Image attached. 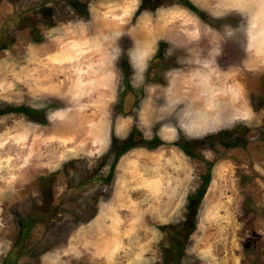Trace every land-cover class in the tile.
Segmentation results:
<instances>
[{
  "label": "rangeland",
  "instance_id": "obj_1",
  "mask_svg": "<svg viewBox=\"0 0 264 264\" xmlns=\"http://www.w3.org/2000/svg\"><path fill=\"white\" fill-rule=\"evenodd\" d=\"M190 1L0 0V264H264V0Z\"/></svg>",
  "mask_w": 264,
  "mask_h": 264
},
{
  "label": "trees",
  "instance_id": "obj_2",
  "mask_svg": "<svg viewBox=\"0 0 264 264\" xmlns=\"http://www.w3.org/2000/svg\"><path fill=\"white\" fill-rule=\"evenodd\" d=\"M184 4H186V5H189V6H192L193 4H192V2L190 1V0H181ZM75 3V5H76V7L78 8V7H80L81 6V4H80V2H74ZM13 110H19V111H23V110H28V111H30V112H39V111H41L40 109H36V108H28V107H25V106H20V105H18V106H14L13 108H12ZM180 145L182 146V147H185L182 143H180ZM126 145L124 146H122V148L120 149V152L119 153H122L125 149H126ZM201 194H202V192H201ZM198 200H199V197L198 196H190L189 197V202H188V204H187V213H186V219H192L193 218V216L195 215V213H196V208H197V205H198Z\"/></svg>",
  "mask_w": 264,
  "mask_h": 264
},
{
  "label": "crops",
  "instance_id": "obj_3",
  "mask_svg": "<svg viewBox=\"0 0 264 264\" xmlns=\"http://www.w3.org/2000/svg\"><path fill=\"white\" fill-rule=\"evenodd\" d=\"M137 65L140 66V65H142V63L139 61ZM133 66H134V64H133ZM142 69L144 70L145 68H132V70H135V72H136V71H137V72H140ZM150 86H151V85H150ZM150 86H149L148 84L144 85V87H145V89H146V94L149 92ZM146 94H145V95H146Z\"/></svg>",
  "mask_w": 264,
  "mask_h": 264
}]
</instances>
